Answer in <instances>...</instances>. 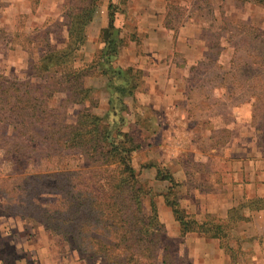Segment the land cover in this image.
Wrapping results in <instances>:
<instances>
[{
	"label": "rangeland",
	"instance_id": "rangeland-1",
	"mask_svg": "<svg viewBox=\"0 0 264 264\" xmlns=\"http://www.w3.org/2000/svg\"><path fill=\"white\" fill-rule=\"evenodd\" d=\"M160 2L153 7H144L137 1L122 3L114 0L118 5L115 23L125 40L120 50L126 49L131 41L135 48L133 51L138 55L134 63L120 57L118 63L142 72L135 100L126 98L130 124L126 129L141 141V146L132 155L133 165L140 171V180L156 195L155 201L161 199L158 194L165 192L167 182L155 180V168L141 169L144 164L152 163L170 172L180 164L190 173L191 186L209 190L200 177L213 173V180L218 181L225 176L227 156L235 153L230 149L232 145L250 139L264 143V48L256 50L247 46L248 38L238 29H264V5L250 0ZM77 3L78 0H38V3L34 0H0V86L5 84L3 81L28 83L35 87L42 83L33 74L32 63L39 58L47 43L61 46L66 34L62 25L66 21L67 8ZM103 6H99L97 14ZM149 17L160 21L149 23ZM154 24L168 29L172 42L147 45L148 33H141L138 29L148 30ZM100 44V40L95 38L85 47L83 44L76 53L75 64L94 59ZM162 51L166 54L164 58L154 55L157 53L159 56L158 52ZM188 58L192 63H188ZM164 61L170 64L166 75L174 86L158 88L150 79V70ZM244 62L248 66L242 65ZM192 67L196 69L192 71ZM105 82L104 77L96 74L86 78V84L94 89L89 108L100 115L108 109ZM165 90H171L172 95L179 99L183 98L179 108L168 102L169 93ZM163 96L167 98L166 103H160ZM64 99V94L56 93L48 103L57 107ZM64 104L63 110L72 121L82 106ZM214 145H217V152L212 156L207 150ZM196 147L205 153L199 158L201 162L194 163ZM29 163L12 159L6 149H0V250L9 253L8 264H13L18 255H15L14 245L8 241L4 243L3 238L8 236L7 231L14 232L22 227L37 244H47L64 256L82 261V264H104L100 257L80 253L70 242L45 229L41 219L35 217L28 206L25 210L33 219L21 216L22 211L12 205L14 202L23 203L26 194L30 200L29 191L24 194L16 190L17 185L28 183L25 174L47 173L50 166H55L36 159ZM75 164L76 161L69 163L67 158L58 162L60 167ZM178 187L176 190L180 195ZM17 195L19 200H10ZM144 204H148L147 198ZM187 211L190 212L189 209ZM232 235L231 232V238ZM165 236L168 264H191L193 248L183 246L180 238L169 231ZM233 248L235 250L231 254L222 247L230 258L228 264L251 263L250 255H255L251 249H241L237 245ZM155 264L161 263L157 261Z\"/></svg>",
	"mask_w": 264,
	"mask_h": 264
},
{
	"label": "trees",
	"instance_id": "trees-1",
	"mask_svg": "<svg viewBox=\"0 0 264 264\" xmlns=\"http://www.w3.org/2000/svg\"><path fill=\"white\" fill-rule=\"evenodd\" d=\"M250 1L264 5V0ZM99 2L78 0L68 6L61 46L47 43L32 63L33 74L41 84L35 87L3 81L0 86V149L25 163L36 159L55 164L48 168L50 172L25 174L28 183L17 185L16 190L24 194L29 191L30 200L27 194L23 203L14 202L20 199L18 195L10 200L22 211L21 216L33 219L25 210L28 206L45 229L70 242L80 253L100 257L104 264H168L166 229L158 217L156 195L140 180L132 160L141 141L126 129L130 128L126 98L135 100L142 72L118 63L125 40L115 24L117 4H108V23L100 31L101 47L94 59L75 64ZM246 28H238L248 38L246 45L264 48V29ZM242 65L248 66L247 62ZM95 74L106 81L108 109L104 115L94 113L88 105L94 89L86 84V78ZM56 93L64 94L65 99L54 107L48 100ZM64 102L82 106L72 121L63 110ZM64 158L77 164L60 167L58 162ZM153 167L154 179L167 182L165 192L158 195L171 208L179 236L197 233L217 239L220 247L232 254L235 249L227 241L232 229L245 219L242 209H259L263 201L254 198L238 204L226 218L206 215L204 220H197L181 205L176 190L179 183L172 172L152 163L141 169ZM237 246L241 248L239 243Z\"/></svg>",
	"mask_w": 264,
	"mask_h": 264
},
{
	"label": "crops",
	"instance_id": "crops-1",
	"mask_svg": "<svg viewBox=\"0 0 264 264\" xmlns=\"http://www.w3.org/2000/svg\"><path fill=\"white\" fill-rule=\"evenodd\" d=\"M110 1L114 3V0H100L93 18L87 26L84 47L94 38L99 40L101 29L107 26V10ZM134 1L144 7H153L161 3V0H132V2ZM101 5L104 6L100 14H97ZM149 18V23L153 21L158 23L160 21L153 17ZM115 24L117 25V22ZM138 31L148 33V37L146 36L149 41L147 45L149 43L155 45L160 41L164 43L172 42L173 39L170 31L162 25L157 26L154 24L148 30L138 29ZM160 38H164V40ZM133 45L130 41L126 49L119 50L121 60L130 63H134L137 60L136 57L138 55L137 52L133 51L135 49ZM158 53L159 56L157 53L154 55L159 59L166 56L163 51ZM151 55L154 56L153 54ZM188 63L192 62L189 60ZM167 68H170V64H166L164 61V63L160 62L150 70L152 76L150 79L158 88L174 86V83H171L172 79L167 78ZM174 81L178 82L176 79ZM165 91V93H169L168 102L172 106L176 105L179 108L180 101L183 98L179 99L178 96L172 95L171 90ZM149 93L150 95L153 94L152 92ZM166 99L163 96L160 99V103H166ZM216 148L217 145L209 147L207 150L209 155L215 156ZM230 149L235 153L227 156L229 158H227L224 166L226 167L225 176H222L218 181L213 180V173L200 177L209 190H201V187L196 185L191 186L190 173L180 164L172 169V174L179 183L180 187L178 188L181 189V194L179 195L181 205L189 209L197 220H204L206 215L226 218L229 210L238 205V203H247L254 198H260L263 201V206L259 209H251L250 207L242 209L245 219L232 229L234 235H232V238L230 237L231 242L229 243L231 246L239 243L241 249H251L255 255L253 257L250 255L252 260L249 264H261L264 262V143H255L253 139H250L249 141L232 145ZM204 153V150L202 151L196 147L194 150V163L200 161L201 159L199 158ZM160 198V200L156 201L159 220L164 224L166 231L180 238L183 246L193 248L191 251V264L229 263L230 258L220 247L219 240L206 238L197 233H188L184 237H180L179 225L174 219L171 208L165 204L163 197ZM6 234L8 236L3 238L4 243L7 241L8 243L11 242L16 248L15 255H18L13 264H82V261L64 256V254H60L55 248L47 244L35 243L36 241L34 242L31 236L26 235L23 227L14 230V232L7 231ZM8 260L9 253L7 254L1 249L0 264H8Z\"/></svg>",
	"mask_w": 264,
	"mask_h": 264
}]
</instances>
